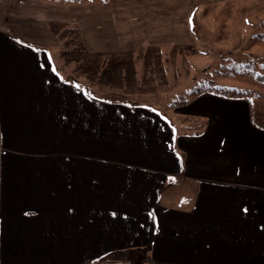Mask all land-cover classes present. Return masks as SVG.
<instances>
[{
  "label": "crops",
  "instance_id": "1",
  "mask_svg": "<svg viewBox=\"0 0 264 264\" xmlns=\"http://www.w3.org/2000/svg\"><path fill=\"white\" fill-rule=\"evenodd\" d=\"M224 0H0V264H264V128L205 93L175 124L67 80L53 21L93 53L193 45ZM174 125V126H173ZM133 264V263H131Z\"/></svg>",
  "mask_w": 264,
  "mask_h": 264
},
{
  "label": "rangeland",
  "instance_id": "2",
  "mask_svg": "<svg viewBox=\"0 0 264 264\" xmlns=\"http://www.w3.org/2000/svg\"><path fill=\"white\" fill-rule=\"evenodd\" d=\"M190 23L193 45L151 46L112 54L93 53L83 45L87 51L84 56L76 52L81 41L76 26L53 21L48 28L58 40L54 56L64 74L99 98L149 105L171 119L176 132H190L196 128H181L174 122L176 118L182 123L187 119L175 117L179 107L171 105L194 86L213 82L214 86L253 91V95L239 99L250 102L251 122L264 128V82L217 75L218 71L225 72L222 67L226 71L246 69L253 59L264 57V41L257 39L264 36V0L206 4L192 14ZM96 64L100 67L87 69ZM261 64L258 61L253 66L258 74Z\"/></svg>",
  "mask_w": 264,
  "mask_h": 264
},
{
  "label": "trees",
  "instance_id": "3",
  "mask_svg": "<svg viewBox=\"0 0 264 264\" xmlns=\"http://www.w3.org/2000/svg\"><path fill=\"white\" fill-rule=\"evenodd\" d=\"M49 1H52L55 3H60V4H79V3H95L97 1L98 2H104L105 0H49ZM257 39L264 41V36L259 35V38H257ZM79 40H80V37H79ZM79 44H78L79 48L76 49V52L78 55L83 54V56H84V54H86L87 51L84 48L81 41H79ZM90 56H97V55H90ZM90 56H88V57H90ZM258 61H260L262 63L260 74L256 73V71H254V67H253V66H256ZM99 67H100L99 64H96L93 67L88 66L87 69L89 71H91L92 68H99ZM221 69H223V71H225L223 73H221L219 71L217 72V75L221 76V77L236 76V77H240L242 79H252V80L257 81V82H264V57L253 59L252 63H248L246 69H244V68L243 69L230 68V69H227L228 71H226L224 69V67H222ZM67 80L69 82L73 83L74 85H77V84L84 85V84L80 83L78 80H76L74 77H71L70 75H67ZM242 91H244V92H242ZM205 93H211V94H214V95H217L220 97H224V98H228V99H239V98H243V97H247V96L249 97V96L253 95V91H251V90H242V89H238V88L214 86L213 82L200 83V84L194 86L193 88H191L186 93V95L184 97L182 96V97L178 98L177 100H175L172 103L171 107L175 108V107H181V106L187 105L191 101H193L195 98H197L198 96L205 94ZM147 252H148V249H139L138 251H135L134 254L129 255V253L126 251H118V252H114V253H110V254L106 255L103 259L122 261V262H127L130 264L131 263H133V264H148V262H150V261L146 256Z\"/></svg>",
  "mask_w": 264,
  "mask_h": 264
}]
</instances>
